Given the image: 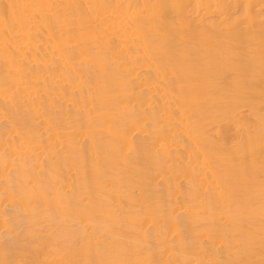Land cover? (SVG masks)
Listing matches in <instances>:
<instances>
[{
	"label": "bare ground",
	"instance_id": "bare-ground-1",
	"mask_svg": "<svg viewBox=\"0 0 264 264\" xmlns=\"http://www.w3.org/2000/svg\"><path fill=\"white\" fill-rule=\"evenodd\" d=\"M0 264H264V0H0Z\"/></svg>",
	"mask_w": 264,
	"mask_h": 264
}]
</instances>
